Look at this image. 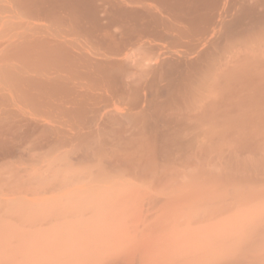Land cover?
<instances>
[{
	"label": "bare ground",
	"instance_id": "bare-ground-1",
	"mask_svg": "<svg viewBox=\"0 0 264 264\" xmlns=\"http://www.w3.org/2000/svg\"><path fill=\"white\" fill-rule=\"evenodd\" d=\"M199 111H222L220 121L216 116L218 122L227 111H264V0H0V182L6 180L3 174L14 164L11 159L15 158L14 162L20 166L26 155V160L30 157L28 162L39 158V162L35 159L39 164L43 162L42 155L47 153L49 159L53 153L54 157L55 153L62 158L69 155L66 166L81 164L86 170L80 171L90 173L96 182L100 181L101 174L106 178L111 171L134 173V178L144 173L141 169L150 171L142 166H148L155 176L167 177L171 164L187 162L193 155L205 153L197 146L201 134L197 130ZM243 121L244 126L248 121ZM106 136L107 140L113 137L110 143ZM211 137L214 142L216 135ZM29 139L30 146L26 144ZM103 141L108 146L100 145ZM246 141L248 145L251 143ZM96 142L102 148L109 145L111 148L104 154L105 149L100 150ZM245 143L235 146L243 151L241 147ZM25 144L29 146L27 149H23ZM93 144L96 148H92ZM226 150L229 153L230 149ZM231 152L230 156L235 154ZM48 155L44 157L45 163L49 161ZM227 155L224 157L230 159ZM59 156L57 161H62ZM26 160L23 163L29 167L31 164L27 162V165ZM55 161L51 163L55 164L52 170L57 167ZM234 163L229 162L231 168L237 165ZM62 164V174H65L64 170L71 167ZM42 166L39 173L47 168ZM27 167L16 169L27 174L26 170L31 168ZM138 170L141 172L136 174ZM7 172V175L11 173ZM13 177L14 182L16 177ZM79 178L76 181L80 183ZM18 179H24L23 175ZM69 180L58 184V188L52 186L55 182L46 188L54 189L49 191L53 193L55 189L74 186L76 181ZM41 182L38 184L42 186ZM22 183L20 180L19 189ZM8 185L4 188L7 193L11 188ZM82 186L88 188L85 184L79 187ZM42 188L38 190L46 189ZM36 189L31 192L36 191L37 196ZM40 192L38 196L48 193ZM0 193L1 205L15 204L16 200L10 202L1 198L2 190ZM33 204L36 206L35 201ZM11 205L10 209L14 206ZM4 213L6 219L8 214ZM30 215L29 218L22 216L26 220H21L35 222V216ZM12 216L8 220L16 226L19 219ZM59 217L60 213L56 218ZM68 219L69 216L63 222ZM3 223L0 234L9 235L2 233L4 237L14 238L19 230L23 236L27 230L15 229L12 233L9 229L13 223L10 226ZM25 234L24 237L31 236L28 231Z\"/></svg>",
	"mask_w": 264,
	"mask_h": 264
},
{
	"label": "rangeland",
	"instance_id": "rangeland-1",
	"mask_svg": "<svg viewBox=\"0 0 264 264\" xmlns=\"http://www.w3.org/2000/svg\"><path fill=\"white\" fill-rule=\"evenodd\" d=\"M260 9L262 10V7ZM199 112V128L197 130L201 134L199 135L197 146L199 145V149L205 152L204 155L203 153V156L193 155L187 162L171 164V173L167 177L163 175L165 176L163 178L162 175L158 174L161 179L158 178L157 174L155 176L151 169H148V166L147 168L142 166L145 167V170L147 169L151 172L146 173L141 169L144 173L140 175L138 173L141 170H138L136 173L138 177L136 175L137 178H134V173L132 175L126 173V175L121 170L119 172L125 175L118 176L120 174L118 171H111L113 174L110 172L111 175H108L110 178L106 175V178L108 177L109 179L103 178L104 175L101 174V179L97 183V179L94 178L93 180L94 176L92 175L93 177H91V174L87 171L88 177L83 174L82 171L86 169H83L84 166L81 164V166L79 164H74L75 166L72 165L73 167L66 166L69 155L66 154L68 156H66V159L65 156L62 158V156H59L60 154L55 153V158L53 153L52 158L50 156L51 159H49L50 154L48 155L47 152H45L47 153L45 155H48L49 161L46 163L49 166L44 162L46 159L44 154H41L44 157L41 156V161L43 162L40 163L42 165L45 163L44 166L51 170H49V174V171L45 172L47 171L46 167L40 163L38 164L39 158L35 157V159H39L38 162L34 159L30 163L28 162L30 157L27 156L26 160L25 155L23 162L26 160V164L27 162L31 164H27L31 167L29 171H31L32 177L30 178L28 170H26L27 174H23L25 173L24 170L22 172L19 169L24 166L23 169H26L25 163L22 162V164L20 162V166H17L18 163H15V158V162L11 159L16 164V167L14 168L13 164L10 167L12 170L10 168L6 169L2 178L6 179L5 181L8 180L6 186L4 185L5 189H7V184H9L8 186L11 185V188L14 186L12 189L9 187L7 193L3 188L5 181L0 182L2 184L0 185V192L2 190L4 194L1 195V198L10 199V202L16 200L18 204L20 202V205H18L20 208L24 207L19 210L20 208L16 206L17 203L15 202L16 205L14 203L12 205L16 207L13 206L12 208L17 210L15 209L16 211H14L13 209L12 211V208H9L11 204H7L10 202L6 203V207L5 203H2L5 213L2 211L3 206L0 204V216L4 213V215L8 214V216L6 215L7 220L8 217H13L12 215H14L15 220H21V218L25 219L22 216L35 212L33 215H29L33 218L35 216L34 220L36 223L29 221L31 222L29 224L25 222L26 219H23L24 221L21 220V223L16 220V226H14L11 219L7 222L2 214L3 220L0 219L1 222L6 221L7 223H3V225L10 226L13 223V227L11 226L10 229L6 228L11 230L12 233L15 232V229L24 228L22 229L23 232L27 230L23 236L20 234L22 233L20 230L19 233L16 231V237L14 238L11 236V232V237L5 236L6 238L3 235H6L7 232L5 234L1 232L3 235L0 234V264H264V111H230L229 113L232 116L227 115L229 113L225 111L228 117L224 114L226 119L224 117L221 118V120L223 119L221 122L218 121H220L219 116L221 115L219 113H222V111ZM245 112H247V115H244ZM214 119L218 120L216 124ZM227 119L229 120L227 121ZM243 119L248 121H243L245 122L244 126L241 125ZM215 125H218V127ZM227 126L230 128L228 129ZM215 127L218 129H215ZM213 131L215 132L213 133ZM219 133L225 134L226 137ZM230 133L231 135L228 137L227 135ZM111 135L113 136V134ZM215 135L216 138H214L216 140L213 142L211 136ZM107 138L106 136V140ZM112 138L107 140L108 143L112 141ZM31 139L26 142V144L29 143V146ZM244 140H248L246 142H251L250 144L254 143V147L253 145L250 147V144H246ZM105 141H103V144H99L104 147L108 146ZM239 141L246 145L241 147L243 151L239 148L242 145V143L239 144ZM99 144H97L98 148L102 150L104 147H100ZM93 145L94 147L92 148H96L97 145ZM235 145L239 147L236 148ZM27 146L23 147V149H27ZM244 146H248L247 149ZM109 147L104 148V154L109 151L111 148ZM243 147L246 149L245 151ZM249 147L250 149H248ZM226 149L234 152L236 149L239 151L236 150L235 154L230 156L229 153L231 151L229 150L228 153ZM37 151L39 152V150ZM37 151L34 152L35 155ZM223 151L228 153L227 155L225 152L227 156H230V159L229 157H227L228 160L225 158L226 155ZM57 156L63 160L57 161ZM52 159L57 161H55L57 163L55 169L61 170L60 172L57 171L56 173L55 169L52 170L55 165H51L52 162L54 163ZM228 161L231 163L235 162L237 165L231 168L232 164L230 165ZM58 162H61V164ZM32 163H35V165ZM62 163H65V167H71L64 170L65 174H62L64 169V167L62 169ZM37 164L44 167L45 171L42 169V172L39 173L41 168ZM51 166H53L52 169ZM58 166L61 167L58 168ZM17 167H19L18 170L20 171L19 176L22 178L23 175L25 180L18 179L19 171L16 169ZM13 169L17 171V174ZM8 170L16 176L11 173L7 175ZM33 170L35 173H33ZM177 170L178 172L180 171L179 174H176L178 173ZM58 173H61V175L58 176ZM115 173L117 174L115 175ZM35 174L39 177L38 179ZM68 174L72 180H69ZM4 175H7L8 178H5ZM24 175L28 176L29 179H26ZM12 176H14L13 179L15 177L16 180L18 179L16 183V180L13 182ZM61 176L65 177V179L63 178L65 183H68V180L69 182L76 181L79 177L84 178V180L82 181L79 178L80 183L79 181L73 182L76 188L72 186L75 190L70 184L71 187L64 186L67 187L65 189L60 186L62 190H65L64 192L60 189H55L53 193H50L49 191L54 189L50 190L48 188L53 182L55 183L52 186L55 188H58V184L64 182ZM112 177L114 178L112 179ZM74 178L76 180H73ZM32 179H35V182L37 181L36 184L32 182ZM20 180L23 183L19 189ZM57 180L60 182L56 183ZM9 181L11 183H8ZM40 181H42V186L39 185ZM82 182L88 188L79 187L83 185L81 184ZM87 183L94 186L86 185ZM30 185H33V187ZM26 186L30 190H27ZM42 187L44 189L48 188L44 190ZM77 187L79 189L82 188V192L77 190ZM40 188L48 193L39 195V197ZM35 189L39 191L37 196L36 191L33 192ZM71 189L75 192L72 193L73 190L71 191ZM12 190H15V193L20 191L17 195L21 194L22 197L25 195V199L24 197L21 199V196L17 197L14 192H11L10 195L9 192ZM31 190L33 191L31 192ZM5 191L7 194L4 193ZM26 191L35 195H30ZM43 192L40 193L42 194ZM12 194H15V196ZM64 194L68 195L65 196ZM19 197L20 201L18 200ZM26 197L29 198L28 201ZM22 200H25L26 203ZM34 201L36 206L33 204ZM29 202L31 203L30 207ZM25 205H28V208ZM8 210L11 212L8 213ZM19 211L21 214H19ZM14 212L16 213L10 214ZM63 212H65V215L68 212L70 213L67 214L69 216L68 221L65 220L63 222L68 217L63 215ZM59 213L61 216L59 218H63V220L61 219L62 223H60L61 221L59 222V218H56ZM29 215L27 216L28 218ZM51 216V220L48 221ZM54 219L58 221L55 223ZM19 223L23 226H19ZM17 226L20 228H16ZM32 229H34L33 232ZM27 231L30 232L31 236L24 237L27 235L25 234ZM34 232L36 234H33ZM18 234L21 236H18Z\"/></svg>",
	"mask_w": 264,
	"mask_h": 264
}]
</instances>
